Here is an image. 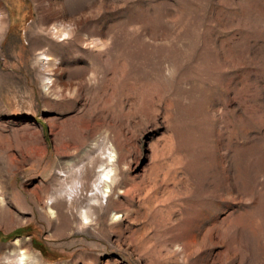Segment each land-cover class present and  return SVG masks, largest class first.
<instances>
[{"label": "rangeland", "instance_id": "374dc122", "mask_svg": "<svg viewBox=\"0 0 264 264\" xmlns=\"http://www.w3.org/2000/svg\"><path fill=\"white\" fill-rule=\"evenodd\" d=\"M0 15V264H264V0Z\"/></svg>", "mask_w": 264, "mask_h": 264}, {"label": "bare ground", "instance_id": "6f19581e", "mask_svg": "<svg viewBox=\"0 0 264 264\" xmlns=\"http://www.w3.org/2000/svg\"><path fill=\"white\" fill-rule=\"evenodd\" d=\"M3 23H4V17H2V15H0V35H1V33H2V25H3ZM59 25V24H58ZM58 28H59V30H61V25H59L58 26ZM42 55H44L45 56V59H50V57H48L47 55H45V54H42ZM47 56V57H46ZM44 59V60H45ZM4 196H0V209H3V204H4V198H3ZM49 210H51L52 211V207L50 206L49 207ZM16 243H17V241H16ZM17 245V244H16ZM19 246V245H18Z\"/></svg>", "mask_w": 264, "mask_h": 264}]
</instances>
